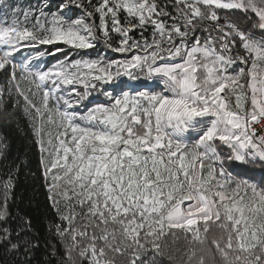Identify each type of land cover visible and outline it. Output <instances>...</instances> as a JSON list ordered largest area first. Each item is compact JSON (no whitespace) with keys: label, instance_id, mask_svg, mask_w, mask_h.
I'll return each mask as SVG.
<instances>
[{"label":"snow or ice","instance_id":"6c2138e0","mask_svg":"<svg viewBox=\"0 0 264 264\" xmlns=\"http://www.w3.org/2000/svg\"><path fill=\"white\" fill-rule=\"evenodd\" d=\"M0 73L54 213L12 166L0 264H264V0H0Z\"/></svg>","mask_w":264,"mask_h":264},{"label":"trees","instance_id":"16d2710c","mask_svg":"<svg viewBox=\"0 0 264 264\" xmlns=\"http://www.w3.org/2000/svg\"><path fill=\"white\" fill-rule=\"evenodd\" d=\"M12 2L18 4L21 8H25L29 5L36 4L37 0H12ZM169 10L171 11V9ZM79 14L78 11L77 15ZM145 35H148V33H145ZM113 40H115V37H113ZM98 47L102 48L103 45H98ZM5 82V75L0 73V86H4ZM7 108L9 111L11 110L10 103L7 105ZM8 119L13 118L9 117L7 112L0 111V132H3L7 136L8 143L7 158L0 159V178H6V174L12 166H20L11 211L13 214L19 211L21 214L31 218L32 228L41 237V243L43 245L46 242V238H49L47 226L53 221L54 213L48 205L47 192L39 170V152L30 134L23 135L17 132L14 127H5V121ZM13 123H15L14 119ZM20 124L27 131L26 122L22 117L20 118ZM170 247L181 248L183 250V239L181 238L176 245H170Z\"/></svg>","mask_w":264,"mask_h":264}]
</instances>
